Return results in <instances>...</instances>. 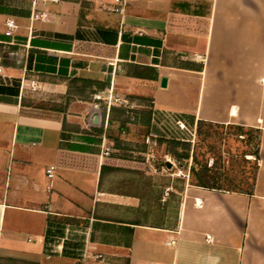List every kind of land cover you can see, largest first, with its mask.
Returning <instances> with one entry per match:
<instances>
[{
	"label": "crops",
	"instance_id": "crops-1",
	"mask_svg": "<svg viewBox=\"0 0 264 264\" xmlns=\"http://www.w3.org/2000/svg\"><path fill=\"white\" fill-rule=\"evenodd\" d=\"M159 111L259 131L252 191L160 185ZM84 262L264 264V0H0V264Z\"/></svg>",
	"mask_w": 264,
	"mask_h": 264
},
{
	"label": "rangeland",
	"instance_id": "rangeland-1",
	"mask_svg": "<svg viewBox=\"0 0 264 264\" xmlns=\"http://www.w3.org/2000/svg\"><path fill=\"white\" fill-rule=\"evenodd\" d=\"M256 137L257 133L254 134L253 140H249L246 136H240L233 126L213 124L206 127L205 134L200 137L196 127L195 142L191 146L192 149H195L201 162L207 163L208 167L213 166L216 162V168L226 173L227 179L222 183L224 189L248 192L253 188L257 166L255 157L252 155L259 144ZM154 161H158L156 164L163 173L160 185L171 182L172 179L182 181L189 175L188 171L179 169L180 165L184 166L185 163L181 164L167 155L164 148L158 147ZM165 162L172 163V169H167L164 165ZM188 165L190 166V163ZM151 197H156L155 192Z\"/></svg>",
	"mask_w": 264,
	"mask_h": 264
},
{
	"label": "trees",
	"instance_id": "trees-1",
	"mask_svg": "<svg viewBox=\"0 0 264 264\" xmlns=\"http://www.w3.org/2000/svg\"><path fill=\"white\" fill-rule=\"evenodd\" d=\"M137 76H140V74H137ZM142 76V75H141ZM78 83H80V86H77ZM92 82L84 81V80H73L69 82V93H70V87H74L76 89H79V92L82 94V90H84L85 87L91 86ZM96 86H98V83H94ZM81 90V91H80ZM123 114L126 115V122L130 120V111L123 110ZM134 119L137 121L138 118L140 119V122L145 126L146 128H149L150 126V120H151V113L144 112L141 114H137L133 112ZM139 115V116H138ZM213 124L206 123L199 121L197 124V134L198 136H202L205 134L206 127H210ZM236 128V130L240 133V136H246L249 140H253V136L255 133H257V141H259V131H255L250 128L242 127V126H233ZM158 147L164 148L167 155H170L172 158L177 160L179 163H185L184 166L180 165L179 169L180 171H188L189 178H190V185L195 187H201L205 189L210 190H218V191H226V192H234V193H250L252 189L248 192L240 191V190H228L224 189L222 183L226 181L227 176L224 171H221L216 168V162L213 166L208 167L207 163H203L199 160L198 155L196 154L195 149H192L191 144L174 141V140H167V139H158L157 140ZM259 144L257 145L256 151L252 154L255 157V161L257 162L255 175L258 171V163H259ZM190 163V166L188 165ZM254 182H255V176H254ZM254 184V183H253ZM174 198H177L175 195H173Z\"/></svg>",
	"mask_w": 264,
	"mask_h": 264
},
{
	"label": "built area",
	"instance_id": "built-area-1",
	"mask_svg": "<svg viewBox=\"0 0 264 264\" xmlns=\"http://www.w3.org/2000/svg\"><path fill=\"white\" fill-rule=\"evenodd\" d=\"M119 1V0H118ZM39 16H35V19H37ZM43 17V16H41ZM15 21L12 19H9L6 22V32L5 36L12 37V32L15 29ZM96 100H101L100 96L95 97ZM123 100L119 98H113L110 96L108 99V102L111 104L112 102L115 103H122ZM153 125L156 127V129L159 131V135L156 134V136L160 138H164L167 140H174L189 144H194L195 138H196V128L190 127L179 114L169 111H159L157 115L154 116ZM108 154V152H107ZM49 178L53 176V170L47 171ZM209 240V239H208ZM170 246H175L176 242L171 241L168 243ZM94 259H99L101 256H92ZM86 260V259H85ZM85 264V262H84Z\"/></svg>",
	"mask_w": 264,
	"mask_h": 264
},
{
	"label": "water",
	"instance_id": "water-1",
	"mask_svg": "<svg viewBox=\"0 0 264 264\" xmlns=\"http://www.w3.org/2000/svg\"><path fill=\"white\" fill-rule=\"evenodd\" d=\"M166 86H167V79L162 78L161 79V87L166 88ZM164 164L168 169H172V167H173L172 163H170V162H165Z\"/></svg>",
	"mask_w": 264,
	"mask_h": 264
}]
</instances>
